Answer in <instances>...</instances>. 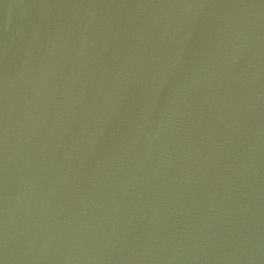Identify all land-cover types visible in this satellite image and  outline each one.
<instances>
[{"label": "water", "instance_id": "water-1", "mask_svg": "<svg viewBox=\"0 0 264 264\" xmlns=\"http://www.w3.org/2000/svg\"><path fill=\"white\" fill-rule=\"evenodd\" d=\"M0 264H264V0H0Z\"/></svg>", "mask_w": 264, "mask_h": 264}]
</instances>
